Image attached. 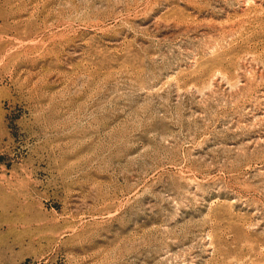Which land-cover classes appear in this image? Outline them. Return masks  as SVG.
Listing matches in <instances>:
<instances>
[{
	"label": "rangeland",
	"instance_id": "374dc122",
	"mask_svg": "<svg viewBox=\"0 0 264 264\" xmlns=\"http://www.w3.org/2000/svg\"><path fill=\"white\" fill-rule=\"evenodd\" d=\"M0 264H264V0H0Z\"/></svg>",
	"mask_w": 264,
	"mask_h": 264
}]
</instances>
